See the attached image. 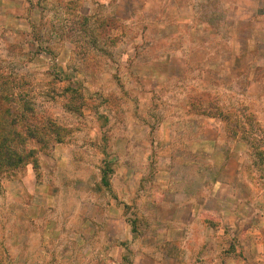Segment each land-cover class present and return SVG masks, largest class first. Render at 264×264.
<instances>
[{"label":"rangeland","instance_id":"obj_1","mask_svg":"<svg viewBox=\"0 0 264 264\" xmlns=\"http://www.w3.org/2000/svg\"><path fill=\"white\" fill-rule=\"evenodd\" d=\"M248 1L0 0V79L49 140L1 179L0 264H133L166 241L155 202L191 190L218 246L205 264H264V9ZM217 179L235 180L225 208L198 189Z\"/></svg>","mask_w":264,"mask_h":264},{"label":"crops","instance_id":"obj_2","mask_svg":"<svg viewBox=\"0 0 264 264\" xmlns=\"http://www.w3.org/2000/svg\"><path fill=\"white\" fill-rule=\"evenodd\" d=\"M248 2L250 4L249 8L251 9H264L262 3L264 0H249ZM242 8L241 6L240 9ZM210 182L213 183L212 186L204 182L198 189L203 188L207 191V195L204 196L205 201L208 202L211 199H215V201H218L219 204L221 203V206L225 208L227 201L226 195H223V192L226 187L234 186L235 180L217 179L216 181ZM193 187L196 188V186ZM170 193L173 198H166L167 196L165 197L164 192L163 197L155 202L158 207L157 221L167 223L164 226L163 232H159L166 235V241L160 243L153 240L151 242L148 241L147 249L149 251L137 253L134 257L133 264H205L204 258L207 256L205 254L206 251L209 250L212 252L217 250V243L211 240L209 241L206 235L210 231V228L206 227L204 219L200 221L204 217L202 214L204 207H202L203 204H200L199 199H196L203 196L199 190H195L194 192L192 190L188 191L189 196L187 193L185 194L181 191H170ZM186 211L189 212L188 218L190 215L191 220L189 221L185 220ZM219 212L218 210V218L221 215H219ZM176 213L180 214L179 222H175L174 220ZM204 218H207V216ZM132 222L131 220L126 222L129 226H132L131 231L126 235V240H132L138 235V232L134 230ZM222 233L225 234V231H222ZM154 236H157V231ZM232 259L226 258V263L231 264ZM209 262L217 264L218 260L216 255ZM218 264H222V262Z\"/></svg>","mask_w":264,"mask_h":264},{"label":"trees","instance_id":"obj_3","mask_svg":"<svg viewBox=\"0 0 264 264\" xmlns=\"http://www.w3.org/2000/svg\"><path fill=\"white\" fill-rule=\"evenodd\" d=\"M21 96L24 95L11 93L7 83L0 79V183L10 172L35 159L37 147L27 149V144L35 141L43 145L49 141L46 132L39 130V127L29 126L24 121L25 114L17 102ZM9 102L12 103L11 106ZM132 224L134 226V221Z\"/></svg>","mask_w":264,"mask_h":264}]
</instances>
